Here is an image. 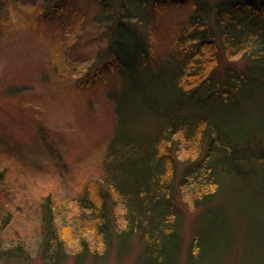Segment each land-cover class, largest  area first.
<instances>
[{
  "label": "rangeland",
  "instance_id": "374dc122",
  "mask_svg": "<svg viewBox=\"0 0 264 264\" xmlns=\"http://www.w3.org/2000/svg\"><path fill=\"white\" fill-rule=\"evenodd\" d=\"M2 2L0 264H45L40 244L48 235L50 200L61 206L62 213L75 210L72 202L86 181L100 178L102 155L116 130L138 139L153 134L164 121L159 111L169 103V81L154 71L151 79L158 80L159 86L135 76L121 87L115 68L106 65V55L107 61L102 62L97 54L106 44L102 27L93 20L98 8L93 0ZM44 9L53 12V19L42 16ZM149 10L150 31H157L158 24L169 27L192 11L168 3ZM113 30L124 36L122 48L132 52L137 41L132 33L125 28ZM150 39L155 40L152 35ZM157 39L160 54L165 55L170 50L167 41ZM155 55L152 49L153 69L167 68L166 58L158 61ZM218 64L219 70L227 64L241 67L245 59L227 58L220 51ZM98 68L101 78L94 84H74ZM235 103L217 105L210 113L218 125L248 128L261 117L264 92L244 93ZM205 147L204 141L201 152ZM184 158L175 159L176 177L191 162ZM175 196L180 214L179 264H185L193 234L201 246L200 260L189 259L187 264H264V184L241 182L224 173L220 189L203 207L193 209L178 193ZM7 212L11 219L2 227ZM68 230L64 227L62 234L69 252L58 264L143 263L137 237L124 238L117 246L111 244L109 251L87 255L80 262L75 233Z\"/></svg>",
  "mask_w": 264,
  "mask_h": 264
},
{
  "label": "trees",
  "instance_id": "16d2710c",
  "mask_svg": "<svg viewBox=\"0 0 264 264\" xmlns=\"http://www.w3.org/2000/svg\"><path fill=\"white\" fill-rule=\"evenodd\" d=\"M93 1L98 5L93 20L102 27L106 44L97 54L115 68L121 87L135 76L159 86L158 80L151 79L157 73L169 81L170 99L159 111L164 121L153 134L138 139L116 130L108 139L102 174L86 181L72 202L75 210L62 213L61 206L50 200L52 212L46 217L48 235L40 244L41 259L45 264H58L68 255L62 234L65 227L75 233L80 262L87 255L109 251L111 244L117 246L124 238L137 237L142 264H179L176 193L195 209L213 199L224 173L234 174L241 182L264 184V175L259 173L264 171V110L248 128L218 125L210 113L217 105L236 104L244 93L264 92V0ZM166 3L192 11L169 27L158 24L157 31H150V7ZM41 14L46 19L54 17L46 9ZM114 27L125 28L137 39L134 54L122 48L124 36ZM150 35L155 40L163 37L168 53L160 54L159 39L155 42ZM152 49L158 61L166 58L163 65L167 68L153 69ZM220 51L227 58L245 59V64H227L219 70ZM100 68L80 76L74 84H94L101 78ZM181 157L191 162L176 177L175 159ZM10 216L7 212L2 227ZM200 252L198 235L193 234L185 264L189 259L197 263Z\"/></svg>",
  "mask_w": 264,
  "mask_h": 264
}]
</instances>
